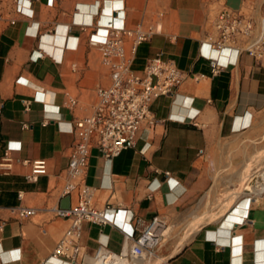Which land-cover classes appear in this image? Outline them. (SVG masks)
Segmentation results:
<instances>
[{"label": "crops", "instance_id": "1", "mask_svg": "<svg viewBox=\"0 0 264 264\" xmlns=\"http://www.w3.org/2000/svg\"><path fill=\"white\" fill-rule=\"evenodd\" d=\"M25 6L29 14L18 11L16 0H0V264H75L53 255L70 225L56 209L79 202V189L63 193L72 128L94 111L97 89L111 83L90 37L112 26L153 30L135 53L133 37H125L135 70L162 56L186 78L173 95L153 102L156 123L142 127L135 146L106 158L92 144L85 174L92 204L110 207L116 224L83 222L77 264H91L102 245L130 249L156 216L165 229L151 264H264V178L256 174L264 170L256 159L264 153V58L203 45L216 33L221 9L258 18L264 0H25ZM206 56L226 66L214 72ZM33 160H45L48 171L29 180L26 161ZM18 206L35 213L20 218L12 211Z\"/></svg>", "mask_w": 264, "mask_h": 264}, {"label": "built area", "instance_id": "2", "mask_svg": "<svg viewBox=\"0 0 264 264\" xmlns=\"http://www.w3.org/2000/svg\"><path fill=\"white\" fill-rule=\"evenodd\" d=\"M16 1L18 11L29 14L30 8L25 6V0ZM214 25L216 33L209 35L203 45L218 51L229 49L247 53L257 61L264 58V14L254 18L238 10L223 8L217 14ZM152 32L141 28L130 30L124 26H112L102 31L96 30L90 37L91 44L97 46L103 54V63L109 69L111 83L97 89L98 102L94 111L78 119L72 128L76 139L66 168L70 180L63 193L70 194L79 189V202L70 208L56 209L58 216L70 220V225L57 243L54 256L77 264L83 249V222L115 223L108 214L110 207L98 209L92 204L94 189L85 180L92 144L95 142L106 158L116 157L124 149L135 146L142 127L156 123L152 112L153 102L160 96L173 95L186 78L174 60L162 56L149 59L140 71L133 68V60L127 55L124 46L125 37H133L131 50L135 53L138 45L148 39ZM206 57L214 72L226 66L211 56ZM71 103L76 104V100ZM26 162L31 164L27 176L29 180H36L48 171L45 160ZM12 211L20 218L35 213L34 208L23 206L15 207ZM164 229V219L156 216L135 239L130 249L114 252L102 245L91 264H134L138 258L150 257L160 244ZM125 232L129 237L133 235V232Z\"/></svg>", "mask_w": 264, "mask_h": 264}, {"label": "rangeland", "instance_id": "3", "mask_svg": "<svg viewBox=\"0 0 264 264\" xmlns=\"http://www.w3.org/2000/svg\"><path fill=\"white\" fill-rule=\"evenodd\" d=\"M256 159L258 160V161H263L264 160V153H260L259 155H257L256 156ZM264 170L263 169H260L259 171H257L256 172V174H261V172H263ZM260 174H259V176H260ZM192 225H194V227H196L197 226V224H196V222L194 223V222H192ZM191 229H193V228H191ZM189 230V229H188ZM170 229H168L166 232H165V237L167 238V237H169L170 236ZM150 258L151 259H153L154 258V256H152V257H147V258H143L142 260H143V262H139V258L136 260V264L138 263V264H151V260H150ZM135 263V262H134Z\"/></svg>", "mask_w": 264, "mask_h": 264}, {"label": "bare ground", "instance_id": "4", "mask_svg": "<svg viewBox=\"0 0 264 264\" xmlns=\"http://www.w3.org/2000/svg\"><path fill=\"white\" fill-rule=\"evenodd\" d=\"M261 176H262V178H264V171H263V173H262V175H261ZM262 190H263V189H262ZM262 190H261V191H262Z\"/></svg>", "mask_w": 264, "mask_h": 264}]
</instances>
